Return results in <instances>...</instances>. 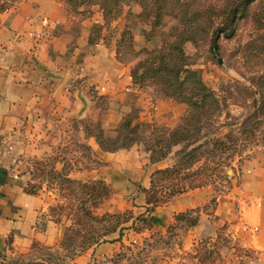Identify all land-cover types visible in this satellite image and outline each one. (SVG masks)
<instances>
[{
  "label": "crops",
  "instance_id": "0c3cea01",
  "mask_svg": "<svg viewBox=\"0 0 264 264\" xmlns=\"http://www.w3.org/2000/svg\"><path fill=\"white\" fill-rule=\"evenodd\" d=\"M131 9L134 16L119 17L122 22L117 19L120 24L115 26L119 32L140 22L142 30L131 28L135 44H139L146 26L136 17L138 4L133 3ZM75 19L64 0H19L0 11V264H8V258L31 250L35 243L56 244L60 231L54 221L41 220L48 203L44 191L26 189L34 179L22 160L31 147L23 144L18 150L21 159L13 162L1 153L3 136L16 131L24 120L37 124L43 132L78 116L99 120L102 135L109 140L130 106L142 105L144 100V92H133L130 86L134 56L127 49L117 56L119 34L109 43L93 42L88 29L99 22L81 20L80 34L73 29ZM89 87L101 95L98 100L88 92ZM80 133L103 163L79 170L76 178H103L111 184L113 198L134 194L132 206L110 203L108 210L130 207L136 215L146 216L145 193L137 190V183L147 187L151 170L162 162H151L148 152L139 146L109 150L85 128ZM211 195L209 186L195 187L156 205L149 217L155 228H164L174 213L202 206ZM224 223L228 240L218 246L217 264H264V161L257 157L241 164L239 182L231 192L217 197L212 212L199 213V237L214 236ZM236 242L262 256L237 255Z\"/></svg>",
  "mask_w": 264,
  "mask_h": 264
},
{
  "label": "rangeland",
  "instance_id": "374dc122",
  "mask_svg": "<svg viewBox=\"0 0 264 264\" xmlns=\"http://www.w3.org/2000/svg\"><path fill=\"white\" fill-rule=\"evenodd\" d=\"M3 1L4 0H0V4ZM17 1L19 0H12L11 4ZM226 1L228 0H188V3L191 5L190 8H203L206 4H211L215 6V12H219ZM133 3L138 4L140 11L141 6L139 3L133 1L129 5H125L121 13L109 24H103L99 10H93L89 17H85L90 13L85 12L83 15L78 14L72 10L70 3H68L72 14L76 18L73 29L81 34L83 32L79 30L81 20H94V23L98 21V26L92 24L91 28L88 29L89 37L93 42L109 43L116 35L119 34L120 37L124 28H128L124 40L122 42H116V53L117 56H119L123 49H127L128 52L134 56V66L140 58L142 59L145 56V51H140V48L144 46L150 47L152 44L147 42L144 37L145 34L150 31V23L149 21L145 22L140 20L137 16L138 13L136 14L137 19L146 26V31L139 44H135L133 30L131 28L142 30L140 22L130 23L131 28L124 27L121 31L117 32L116 26L120 24L119 22H122L118 19L119 17H126L130 14L134 16V12L131 9ZM156 4L154 0H151V15H153ZM263 5L264 0H254L250 4L251 12L261 10ZM95 8L98 7L95 6ZM176 14L177 8L174 3L169 0V5L164 11L162 21L156 29H154V34L157 39L169 37L174 32L177 27ZM213 16L212 26L209 25V23L205 24L207 33L205 32L204 35H202V30L199 29L198 39L195 42H184L183 49L189 56L191 67L198 70L203 81L209 87L214 89L219 95L225 94L227 96L230 114L233 118L240 119L252 108L250 97L252 92L248 89L252 86L250 85L251 82H249L250 76L256 72H261L264 68L262 59L259 56L253 57L250 52V47L246 44L249 39L256 35L257 30L254 28V24L250 20V17H242L238 20L234 33L226 37L220 32L221 34L217 39V45L212 47V30H214L216 26L221 25L220 15H215L213 13ZM117 19L119 20L118 23ZM115 23H117L116 26ZM130 86L133 92H144L145 95H143L144 100L142 101V105L139 104V106H135L133 104L130 106L128 112L136 117L134 121L139 120L146 122V124L140 127L141 136L138 142L131 146L136 145L139 146L141 150L146 151L143 141L152 139V132L153 130L155 131L154 125H164L165 127L172 128L179 123L188 107L186 103L177 100L174 96L166 94L164 88L151 78H148L143 85L133 84L132 81H130ZM87 90L96 100L101 96L96 94L91 87ZM122 117L117 122V125ZM220 118L221 120L226 119L224 113ZM36 125L37 124L29 122L28 120L21 122L16 131L7 134L2 139L1 153L4 156H9L13 162H16L21 159V153L18 152V150L23 147V144H29L31 150L27 152L25 155L26 158L24 157L25 160H22V162L26 163L34 181L30 182L27 188H39L44 191L48 203L45 210L40 214L41 220L46 221L50 219L54 221L60 230V238L65 225L73 221V209L78 205L76 193H79V187L68 178H76V174H80L81 172L79 173V170L83 168H98L103 163L95 157L93 148L81 135L80 128H85L86 133L94 135L97 142L96 135H100L104 144L108 147L114 145L113 141L116 139L117 133L115 137L105 140L102 135V127L99 120H88L87 118H80L78 116H71L67 120H63L52 130L51 127H46L45 129L47 131L44 130L43 132L39 131ZM226 129V127L221 128L219 133L224 132ZM49 134H51L53 138L50 136V138L46 139L44 136ZM181 145L182 143L173 145L166 158L161 161L162 163H160V166L172 163L176 158L175 152ZM254 157L264 161L263 138H259L258 141L251 143L247 153L242 158L239 160L235 158L233 160L232 167H225L224 170L227 176L223 173L219 174V176H215L212 183L203 185L209 186L213 190V195H211L209 200L202 206L186 208H192V213L198 214L197 223L192 226H187L185 221H175L174 216L176 213L180 212L178 211L173 214L172 220L164 228H155L149 217L150 210L146 215L151 223L149 227L148 225L145 226L144 222L135 219L136 226H140V228L137 229L130 225L131 221L134 220V218H131L124 223L128 225V227L122 230L120 238L114 237L118 232V230H116L106 235L105 240L99 241L98 244L105 242L99 247L93 244L83 249L80 253L71 256L69 251L67 252L57 245L58 238L56 244L50 246L52 248H47L49 246L44 244H34L31 250L16 254L8 258L7 262L8 264H57L59 261H62L64 264H217L219 258L218 246L228 240L225 234L226 223L217 229L214 236L199 237V213L201 211L208 213L212 212L213 207L217 203V197L231 192L232 187L239 182L241 164H243L245 160ZM155 168H153L149 174L148 186L150 184L151 173ZM109 185L112 192L111 184L109 183ZM142 187L145 186L141 183H137V190L143 191ZM111 195L110 193V195L104 198L98 206L93 207L95 213L100 214L105 211L123 212L125 210H130L133 217L136 216L137 213L130 207L120 211L108 210L110 203H116V205L121 206L127 202L128 206H132L135 204L132 200L134 194L128 197L122 195L115 196L114 198L111 197ZM169 225L170 227L168 228ZM207 250H213V252L202 261L200 257L204 256ZM234 251L237 255L249 258L262 256V254H257L251 248L243 247L237 242L234 244Z\"/></svg>",
  "mask_w": 264,
  "mask_h": 264
},
{
  "label": "trees",
  "instance_id": "16d2710c",
  "mask_svg": "<svg viewBox=\"0 0 264 264\" xmlns=\"http://www.w3.org/2000/svg\"><path fill=\"white\" fill-rule=\"evenodd\" d=\"M65 1L70 3L72 10L78 14L89 12L85 17H89L93 10H99L103 24L111 23L125 5L133 1L138 2L141 10L137 16L140 20L149 21L150 31L144 37L152 45L140 48V51H145V56L131 68V81L133 84L143 85L151 78L164 88L166 94L187 104L188 108L179 123L172 128L154 125L152 139L143 141L151 162L163 161L173 145L182 143L175 152V160L165 166L156 167L151 173L149 186L142 187L146 194L147 211L178 193L212 183L219 174L227 176L225 167H232L235 158H242L251 143L259 138L264 139V68L250 76L249 82L252 86L248 89L252 92V108L237 119L233 118L228 110L227 96L219 95L203 81L198 70L191 67L189 56L183 49L184 42H195L198 39L199 29L202 30V35L207 33L205 24L212 26L213 13L220 15L221 25L212 30V47L217 45L221 33L226 37L231 36L238 20L250 17L257 33L246 44L250 47L252 56H259L264 62V5L261 10L251 12L250 4L254 0H228L219 12H215V6L211 4H206L203 8H190L188 0H171L177 8V27L169 37L157 39L154 29L162 21L169 0H154L157 4L153 15L150 12L151 0ZM11 2L12 0H4L0 4V11L7 8ZM127 32L128 28H124L117 42H122ZM223 113L226 119L221 120ZM135 118L130 112L122 117L116 128L117 137L113 146H106L100 135H96L101 147L116 150L137 143L141 136L140 127L146 122L134 121ZM223 127L227 129L219 133ZM68 179L79 187V193H76L78 205L73 209V221L65 225L57 245L69 251L71 256L105 240L106 235L116 230L120 238L122 230L128 227L124 223L131 218L134 220L130 225L137 229L140 226H136L135 219L144 222L145 226L151 225L146 216L133 217L130 210L95 213L93 207L98 206L111 193L109 183L103 178ZM27 191L34 192L35 189L27 188ZM192 211L193 209L189 208L176 213L175 221H185L187 226L196 224L198 214H193ZM212 252L213 250H207V253L200 257L201 260ZM57 264L64 263L59 261Z\"/></svg>",
  "mask_w": 264,
  "mask_h": 264
},
{
  "label": "built area",
  "instance_id": "2783aa9c",
  "mask_svg": "<svg viewBox=\"0 0 264 264\" xmlns=\"http://www.w3.org/2000/svg\"><path fill=\"white\" fill-rule=\"evenodd\" d=\"M4 137H5V136H3V138H4ZM3 138H2V139H3ZM1 191H2V186H1V184H0V193H1Z\"/></svg>",
  "mask_w": 264,
  "mask_h": 264
}]
</instances>
